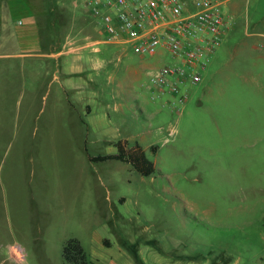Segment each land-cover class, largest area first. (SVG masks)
I'll use <instances>...</instances> for the list:
<instances>
[{"label":"rangeland","instance_id":"obj_1","mask_svg":"<svg viewBox=\"0 0 264 264\" xmlns=\"http://www.w3.org/2000/svg\"><path fill=\"white\" fill-rule=\"evenodd\" d=\"M231 12L204 79L172 109L150 81L169 54L94 44L103 30L83 0H0V264H74L70 238L93 264H264V49L253 33L264 0H234ZM87 51L88 71L68 79L64 57ZM122 138L145 149L153 174L91 160Z\"/></svg>","mask_w":264,"mask_h":264},{"label":"built area","instance_id":"obj_2","mask_svg":"<svg viewBox=\"0 0 264 264\" xmlns=\"http://www.w3.org/2000/svg\"><path fill=\"white\" fill-rule=\"evenodd\" d=\"M233 0H83L99 19L103 39L98 43H129L142 56L167 53L171 62L150 76L152 99L168 95L180 109L188 95L183 88L202 81L211 54L222 43L233 16ZM264 49V40L257 43ZM169 132V131H168ZM170 130V135L173 134Z\"/></svg>","mask_w":264,"mask_h":264},{"label":"trees","instance_id":"obj_3","mask_svg":"<svg viewBox=\"0 0 264 264\" xmlns=\"http://www.w3.org/2000/svg\"><path fill=\"white\" fill-rule=\"evenodd\" d=\"M118 151L114 154L91 156L92 161L117 159L131 163L141 174L149 176L155 171V164L150 160L145 149L139 144L129 145L127 139L115 142ZM64 258L74 264H93L87 252L77 238H70L63 249Z\"/></svg>","mask_w":264,"mask_h":264},{"label":"crops","instance_id":"obj_4","mask_svg":"<svg viewBox=\"0 0 264 264\" xmlns=\"http://www.w3.org/2000/svg\"><path fill=\"white\" fill-rule=\"evenodd\" d=\"M234 1V0H233ZM233 1H231L230 3H229V5H228V10H229V12L230 13H232L231 11H232V3H233ZM234 9V8H233ZM232 16H233V19L234 18H236L235 16H234V14H231ZM235 20V19H234ZM232 22H233V20L231 21V25H230V27L229 28H231V26H232ZM257 31H255V32H253V33H255V34H257L259 37H260V39L257 41V43L260 41V40H264V20L262 21V23H260V25H258L257 26ZM229 30V29H228ZM228 32V31H227ZM227 34V33H226ZM58 58H60L61 59V56L60 57H58ZM87 60H90V62H92L93 63V57H92V54L91 53H89L88 51L87 52H85V53H81V54H79V55H68V56H65L64 57V59H63V64H64V67H66L67 68V72H65V75L66 76H68V79H70V80H72V77H74L73 75L74 74H77V75H79V76H81V75H83V74H85V72H87L88 70H87V67H86V64H85V62L87 61ZM60 61V60H59ZM61 62V61H60ZM171 62V61H170ZM92 67H93V69H96L97 70V68H98V66L96 65V61H95V63H94V65L92 64ZM208 67V66H207ZM207 69V68H206ZM206 69H205V71L203 72V78H202V80L204 79V73L206 72ZM75 77H76V75H75ZM95 83V81L94 80H91L90 79V81H88V82H86L85 84H79L78 82H76L75 80H73V82H72V84H71V88L69 87V88H66L65 90L68 92L69 90L70 91H73V90H76V91H83V90H85V89H90V88H93V84ZM121 89H117V88H115L114 90H113V92L114 93H116V94H120V93H122V91H120ZM153 94V93H152ZM160 97H168V95H162V96H160ZM159 98V97H158ZM169 98V97H168ZM168 98H167V100H168ZM121 100H124V96H122V99ZM167 100L165 101V103L164 104H167L168 105V103H167ZM119 105H117V107H118ZM92 110H91V108L89 107V106H87V112H91ZM142 113H144L143 111H142ZM145 114V113H144ZM122 139H126V138H122ZM120 140V139H119Z\"/></svg>","mask_w":264,"mask_h":264}]
</instances>
